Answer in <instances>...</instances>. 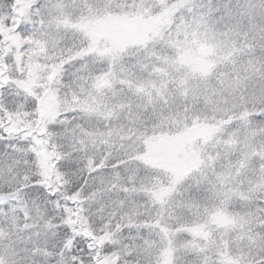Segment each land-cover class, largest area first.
<instances>
[{
  "label": "snow or ice",
  "instance_id": "1",
  "mask_svg": "<svg viewBox=\"0 0 264 264\" xmlns=\"http://www.w3.org/2000/svg\"><path fill=\"white\" fill-rule=\"evenodd\" d=\"M0 264H264V0H0Z\"/></svg>",
  "mask_w": 264,
  "mask_h": 264
}]
</instances>
